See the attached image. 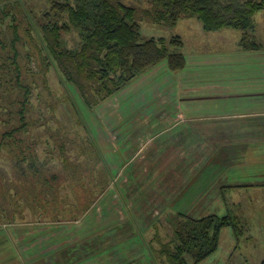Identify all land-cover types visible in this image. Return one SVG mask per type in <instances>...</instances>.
Returning <instances> with one entry per match:
<instances>
[{
  "label": "rangeland",
  "instance_id": "rangeland-1",
  "mask_svg": "<svg viewBox=\"0 0 264 264\" xmlns=\"http://www.w3.org/2000/svg\"><path fill=\"white\" fill-rule=\"evenodd\" d=\"M27 1L38 14L49 7L47 0ZM123 1L142 11L150 6L149 0ZM143 14L138 20L144 39L180 35L187 54L221 44L205 40L211 33L197 17H183L172 27ZM256 21V38L262 48L264 11L257 13ZM225 32L242 37L238 29ZM65 38L69 46L79 41L76 32ZM230 65L204 69L235 75L226 71L231 70ZM31 66L34 72L41 67L36 62ZM46 75L47 84L42 74L36 78L32 117L37 127L32 134L48 181H39L31 169L22 174L8 150H0V257L8 253L10 237L21 264H169L160 250L172 247L171 239L181 219L230 214L236 217L238 231L233 224L225 226L218 249L202 264H260L264 260V187H233L240 181L235 180L238 171L247 184L264 178V162L260 160L254 169L251 166L263 156L255 154V147L250 146L251 141L264 138V130L242 132L233 123L228 124L234 116L219 115L218 109L205 108L201 101H196L194 116L182 110L170 113L167 108L173 103L157 93L160 78L165 75L162 70L129 85L93 111L80 98L84 117L73 102L76 92H70L60 74L52 68ZM167 104L170 107L162 108ZM246 118L248 124L262 120L258 116ZM9 123L19 124L17 114L5 112L1 106L0 139ZM52 133H61L60 140L65 143V138L73 140L71 145L65 144L72 162H89L82 155L81 145H87L86 140L96 143L93 156L99 153L103 157L94 177L103 171L110 177L109 186L104 190L98 186L86 212H77V206L89 204V195L80 185L86 180L79 182L70 176L74 165L62 162L67 155H63ZM242 141L250 147L241 150ZM236 156L239 159L235 160ZM252 171L261 174L256 176ZM53 175L58 182H52ZM81 177L87 178L86 172ZM48 208L65 212L57 217L54 212L48 213ZM90 218L93 220L86 226Z\"/></svg>",
  "mask_w": 264,
  "mask_h": 264
},
{
  "label": "trees",
  "instance_id": "trees-1",
  "mask_svg": "<svg viewBox=\"0 0 264 264\" xmlns=\"http://www.w3.org/2000/svg\"><path fill=\"white\" fill-rule=\"evenodd\" d=\"M149 1V8L142 11L123 0H47L49 7L38 14L27 0H0V107L5 112L17 114L19 121L17 125H7L0 139V150H8V156L14 158L22 174L31 169L39 181H48L40 166L37 142L32 134L37 127L32 117V97L38 74H42L43 83L47 84L46 74L52 68L56 70L70 92H76L73 102L84 117L85 107L93 111L161 63H166L172 71L187 66L182 36L144 39L138 20L142 17L140 13L172 27L183 17H197L207 31L241 30L240 46L244 49L261 48L256 38V15L264 11V0ZM71 32L79 37L75 46H69L65 38ZM33 62L41 66L36 72L31 68ZM61 135L51 134L60 144L63 155H67L62 157V162L73 163L72 178L79 182L86 180L80 185L89 195V204H80L77 206L80 211L75 210L83 213L95 199L98 186L101 190L109 186L110 177L103 171H98L94 177L97 163L103 161L101 154L93 156L96 143L86 140L88 144L81 145L82 155L85 160L90 159L89 162H72L65 144L71 145L73 140L65 138V143L60 140ZM46 165L45 162V168ZM82 172H86L87 178L81 177ZM52 179L58 182L57 175ZM60 208L47 211L62 217L65 210ZM235 218L230 214L184 217L171 239L172 247L160 251L169 264H202L218 249L220 233L225 226L233 224L238 231ZM260 264H264V260Z\"/></svg>",
  "mask_w": 264,
  "mask_h": 264
},
{
  "label": "crops",
  "instance_id": "crops-1",
  "mask_svg": "<svg viewBox=\"0 0 264 264\" xmlns=\"http://www.w3.org/2000/svg\"><path fill=\"white\" fill-rule=\"evenodd\" d=\"M227 29L228 28L218 31H209L211 34L206 36L205 40L215 43L219 41L221 44H212L208 47H203L202 50L196 51L193 54H187L184 51L188 63L184 69L172 71L166 63L160 64L164 65L162 69L159 65L150 73L140 77L136 82H140L142 79L147 78L148 75L153 72L157 73L162 70L165 75L163 78H160L159 85L161 86H159L157 93H160V95L164 94L163 99L166 100V102L169 100L168 103H173V105L170 104L171 107L168 104L162 107L164 109L170 107V109L167 108L170 113L172 112V114H175L177 111L180 110L181 112L182 110L183 113L194 116L193 113L198 108L194 109L195 105L198 104L196 101H201L202 106L205 108L211 110L218 109L219 115L234 116L235 119L233 122L229 120L228 124L233 123L234 128L242 130V132L264 130V44L260 49H244L240 46L242 37L232 36L230 32H225ZM221 31L224 32L220 33ZM262 41L264 43V37ZM185 44L184 41V46ZM227 64H231V70L229 69L226 71L232 74L235 73V75L229 76L223 70L213 73L210 69L209 71L204 69L216 65H218L219 69L227 66ZM189 68H191V70H189ZM196 72L198 73L194 75ZM129 87L130 86H128V88ZM255 116L261 117L262 120L258 123L248 124L249 120H247L246 117ZM256 119L258 120V118ZM262 141H264V138H258L255 140L256 143L250 142V146L253 148L255 147V154L258 155L259 153L263 156L262 159L255 160L251 163L253 169L258 163L264 162V144H260ZM241 145H243L241 150L250 147L247 145V141H242ZM236 157L235 160L239 159L238 156ZM240 158H242L241 162H243L244 158ZM257 158L258 157L255 155V159ZM208 163L211 164L212 161L207 162V164ZM206 168L199 172L205 171ZM199 172L197 174H199ZM197 174L193 179L196 178ZM254 174L258 176L261 173L258 171ZM241 176L242 172L238 171L236 175L238 179L235 180L240 181H235L233 184L237 186L233 187L241 188L246 185H255L258 186V188L264 187V178L256 180V183L253 181L247 184L244 181L246 178H240ZM262 176H264V174H262ZM258 182H260V184H257ZM89 208L90 206H88L87 209ZM87 209H85V212ZM92 220L91 218L86 220V226ZM84 224L85 223L82 225ZM86 230L87 228H83V231ZM9 240L10 249L6 250L8 253L6 252L4 255L1 254L0 264H21L20 254L11 247L12 239L10 237ZM31 252L32 251L28 250V253Z\"/></svg>",
  "mask_w": 264,
  "mask_h": 264
}]
</instances>
